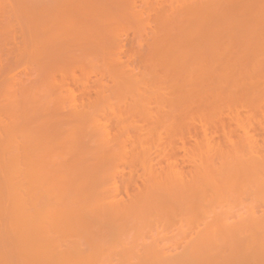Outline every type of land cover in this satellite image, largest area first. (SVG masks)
Listing matches in <instances>:
<instances>
[{
  "label": "bare ground",
  "instance_id": "bare-ground-1",
  "mask_svg": "<svg viewBox=\"0 0 264 264\" xmlns=\"http://www.w3.org/2000/svg\"><path fill=\"white\" fill-rule=\"evenodd\" d=\"M0 66V264H264V0H0Z\"/></svg>",
  "mask_w": 264,
  "mask_h": 264
},
{
  "label": "rangeland",
  "instance_id": "rangeland-1",
  "mask_svg": "<svg viewBox=\"0 0 264 264\" xmlns=\"http://www.w3.org/2000/svg\"><path fill=\"white\" fill-rule=\"evenodd\" d=\"M147 32H149V30H148ZM128 36H129L130 38H129ZM126 37H127L128 39H127ZM121 39L123 40L122 43L125 42V46L128 47V45L132 42V40H130V39H131V33L127 34V36H124V37L122 36ZM125 40H126V41H125ZM129 41H131V42H129ZM127 43H128V44H127ZM11 46H12V45H11ZM11 46H8V47H9L8 49H10ZM2 62H3V61H2ZM2 64H4V63H1V65H2ZM0 67H1V66H0Z\"/></svg>",
  "mask_w": 264,
  "mask_h": 264
}]
</instances>
